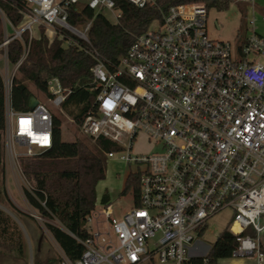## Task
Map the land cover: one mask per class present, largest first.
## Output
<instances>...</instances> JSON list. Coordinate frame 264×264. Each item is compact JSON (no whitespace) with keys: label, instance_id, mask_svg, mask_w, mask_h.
Instances as JSON below:
<instances>
[{"label":"built area","instance_id":"1","mask_svg":"<svg viewBox=\"0 0 264 264\" xmlns=\"http://www.w3.org/2000/svg\"><path fill=\"white\" fill-rule=\"evenodd\" d=\"M235 2L246 4L251 15L233 42L209 37L204 1L161 8L158 0H16L25 18L18 29L0 8L5 64L7 43L23 30L31 36L35 25L87 40L89 23L85 30L72 26L71 7L86 5L113 23L126 13L125 4L159 11L113 68L96 58L91 74L98 92L78 125L92 141L105 137L120 145L106 153L109 158L120 153L126 163L143 165L135 170L139 203L119 217L109 205L94 207L83 224L89 234L74 236L83 245L80 256L72 261L63 254L52 264H187L197 256L187 250L206 220L227 207L233 211L228 230L237 241L231 257L264 264L258 238L264 229V35L256 31L253 0ZM11 81L4 80L3 143L5 154L18 160L51 147L54 119L39 99L28 110H15ZM46 88L49 102L61 110L69 89L57 77ZM139 135L151 144L150 152L133 153ZM13 143L25 150L16 152Z\"/></svg>","mask_w":264,"mask_h":264},{"label":"trees","instance_id":"2","mask_svg":"<svg viewBox=\"0 0 264 264\" xmlns=\"http://www.w3.org/2000/svg\"><path fill=\"white\" fill-rule=\"evenodd\" d=\"M204 1L207 8L227 10L231 2L236 0H158V5L165 8L179 2ZM243 16L247 11L246 4L235 2ZM0 8L5 17L15 27H20L24 16L18 11L16 0H0ZM139 16L129 24L121 19L111 22L102 13L94 14L86 5H79L68 9L69 23L80 28L89 23L87 40H81L67 30L56 32L53 37L45 32L41 25H35V34L28 30L21 32V38L11 39L6 46L7 60L15 64L21 57L25 47L27 54L12 76L10 88V104L15 110L30 109L31 98L36 95L30 88L32 85L44 97L48 98L46 81L57 77L69 93L62 103L66 109L70 104L77 107L72 113L75 123L79 125L89 112L98 89L95 88L91 68L96 58L104 61L109 68H113L118 59L131 46L135 35L147 30L150 21L159 16L156 8L147 6L139 9ZM242 27H245L242 21ZM4 38V29L0 16V44ZM37 98V97H36ZM53 143L51 147L41 151L36 156L40 158H75V169L60 171L24 170L23 175L29 183L24 188V196L28 203L41 214L49 218H56L62 227L47 223L46 227L63 253L72 261L77 259L83 251V245L74 236L84 239L89 234L84 228L86 215L95 207L97 194L96 185L105 178L106 162L98 156H80V144L77 140L63 141L61 139L62 119L53 113ZM5 126V86L0 74V200L6 197L4 185V143L3 130ZM94 143L106 153L117 152L121 149L105 137L97 138ZM120 194L132 195V206L139 203V172H129L126 175ZM8 197V196H7ZM9 200V199H8ZM100 204L109 205L110 195L103 192ZM41 202H44L42 205ZM234 228H236L234 226ZM246 232V231H245ZM11 244L14 251L12 258L27 264L25 260L24 241L17 225L0 209V264L5 254H2V244ZM237 245L235 235L228 228L218 233L209 251L202 256H192L187 264H218L219 259L230 258ZM58 259L41 257L37 251L34 264H52Z\"/></svg>","mask_w":264,"mask_h":264},{"label":"rangeland","instance_id":"3","mask_svg":"<svg viewBox=\"0 0 264 264\" xmlns=\"http://www.w3.org/2000/svg\"><path fill=\"white\" fill-rule=\"evenodd\" d=\"M125 10L127 14L121 19L124 24H129L134 21L140 14V11L133 6L125 4ZM262 4L257 3V8L261 9ZM248 11L245 16L238 9L235 2H231L227 10H218L214 7L208 9L206 26L208 35L210 38H217L221 40H227L233 42L242 27V21L245 22L250 17V9L247 7ZM3 19V18H2ZM218 23L219 28H216L214 22ZM255 21H264V15L262 11L257 10L255 14ZM3 24V21H2ZM156 23H151L150 27H153ZM256 25V23H255ZM86 25L81 26L77 29L85 30ZM49 37H53L56 32L49 28L42 26ZM18 29V27H17ZM9 33L13 32L11 27L7 28ZM35 30H32V34H35ZM2 52L0 50V74L3 75L5 81L11 80L12 75L16 73L14 70V64L7 62L4 63L2 59ZM7 73V74H6ZM31 90L36 95L37 99L45 102L52 112L58 115L62 119L61 125V139L63 141L77 140L80 144V156H98L103 158L106 162L105 178L96 185L95 193L97 194V199L95 201V209L97 211L102 210V205L100 204V196L103 192H107L110 195L109 206L113 209V216L119 217L124 211L128 210L132 206V195L130 194H120L123 188L126 175L129 172H134L138 168L143 167L142 164L126 163L124 160L119 159L120 153L115 154L114 158H109L106 152L100 149L94 141L82 134L80 128L75 123L72 113L77 112V107L70 104L66 109L54 107L49 100L44 97L40 92H38L32 85H30ZM133 153H147L151 150V144H149L145 135H139L133 142ZM13 149L16 152H22L25 150L24 147L13 143ZM33 151L40 152L41 149L33 147ZM7 155L4 153V161ZM30 158L39 159L40 163L46 164L50 163L53 165H43L41 168H47L48 171H60L66 168L73 169L76 166L75 158H55L52 159H40V157L34 155L29 156ZM75 169V168H74ZM9 184L10 181H9ZM13 187V186H11ZM20 191L13 187L11 189L12 197L17 201L18 204H14L8 196L6 191V197L0 200V209L10 217V219L17 225L21 231L23 241H24V251L25 260L28 264L30 259H33L36 252L38 251L41 257L51 256L56 259L61 258L64 254L60 246L56 243L51 233L48 231L46 224L51 223L62 227L60 222L56 218H49L41 214L37 209L33 208L27 200H24V188H29V183L25 179L24 175L21 173L20 177ZM9 199V200H8ZM26 199V198H25ZM37 215L39 218L35 217ZM233 211L230 207L224 208L217 212V214L209 217L206 220V225L200 236L190 244L187 254L202 256L205 255L211 245L215 242L216 237L219 232L229 228L232 224ZM103 220V215L99 218ZM264 217L261 222L263 223ZM245 233H248L255 239L254 233L248 229ZM261 249L264 252V229L258 234ZM2 254H5L1 259V264H22L20 261L12 258L11 254L14 253L11 244H2L1 247ZM242 260L243 264H254L253 258L247 257H235V258H221L218 260V264H233L236 261Z\"/></svg>","mask_w":264,"mask_h":264},{"label":"crops","instance_id":"4","mask_svg":"<svg viewBox=\"0 0 264 264\" xmlns=\"http://www.w3.org/2000/svg\"><path fill=\"white\" fill-rule=\"evenodd\" d=\"M257 3L262 4L261 9L257 8ZM253 7L256 10L262 11L264 15V0H253ZM256 23V31L259 34L264 35V21H255ZM3 76V75H2ZM40 159H52L54 160L55 158H40ZM43 165H53L50 163H40L39 159L36 158H30V157H21L18 160H14L11 157H6L4 161V185L5 189L7 191L9 199L14 203L18 204L17 201L12 197L11 195V189L13 187L17 188L18 190L20 189V177L21 173L23 175L24 170H47V168H41ZM75 166H73V169ZM70 169V168H66ZM9 181L11 184H9ZM13 186V187H11ZM20 191V190H19ZM101 197V196H100ZM24 200H26L24 198ZM233 264H243L242 260L236 261Z\"/></svg>","mask_w":264,"mask_h":264},{"label":"water","instance_id":"5","mask_svg":"<svg viewBox=\"0 0 264 264\" xmlns=\"http://www.w3.org/2000/svg\"><path fill=\"white\" fill-rule=\"evenodd\" d=\"M37 101H38L37 98L33 96V97L31 98L30 108H32V107L37 103Z\"/></svg>","mask_w":264,"mask_h":264}]
</instances>
